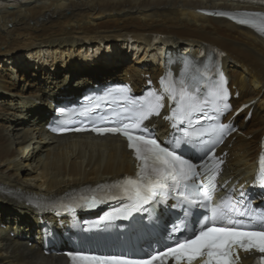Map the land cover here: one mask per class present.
I'll return each mask as SVG.
<instances>
[{"label": "bare ground", "instance_id": "bare-ground-1", "mask_svg": "<svg viewBox=\"0 0 264 264\" xmlns=\"http://www.w3.org/2000/svg\"><path fill=\"white\" fill-rule=\"evenodd\" d=\"M13 1L14 10L7 5L0 11V264H66L56 253L43 255V235L49 243L65 244L74 217L63 211L45 215L25 200L56 201L133 173L131 153L117 137H52L43 125L50 118L49 102L59 94L73 102L98 77L119 78V64L132 55V64L121 70L123 80L138 86L147 75L159 76L162 70L150 68L140 54L153 52L156 43L161 52L194 56L215 48L225 54L222 66L238 92L232 104L256 102L244 112L252 111L247 123L234 119L240 134L219 151H227L221 180L228 187L251 184L264 131V39L234 21L264 11V0ZM126 42L138 51L132 54ZM89 55L95 64L85 70L81 61ZM69 82L70 91L59 93ZM152 123L166 129L162 122ZM13 184L29 194L15 191Z\"/></svg>", "mask_w": 264, "mask_h": 264}, {"label": "snow or ice", "instance_id": "snow-or-ice-1", "mask_svg": "<svg viewBox=\"0 0 264 264\" xmlns=\"http://www.w3.org/2000/svg\"><path fill=\"white\" fill-rule=\"evenodd\" d=\"M216 14L227 15V13ZM240 23H247V21L241 20ZM121 91L126 92L127 89ZM165 92L173 101L172 112L166 115L165 119L178 121L180 124L187 121L188 126H192L193 120L200 118L195 114H204L205 109L201 106V101L207 104V100L192 95L187 88L181 87L177 94L173 84L170 89H165ZM211 95L214 98L216 111H223L229 107L226 103L222 105L218 103L225 101L228 95L222 74ZM130 99L134 107L125 110L131 111L134 119L119 126L93 129L99 134L119 133L126 136L128 146L134 149L136 158L143 161L137 178L126 180V185L130 187H125L124 191L133 203L122 210L125 217L132 211H139L144 204L161 202L173 191L185 200L198 198L202 193L207 201H211L215 189L212 183L214 175L209 177L208 186L196 187L193 178L198 176V173L193 165L188 160L182 159L174 148L161 146V143L154 138V134L148 132L147 126H142L143 121L149 116L160 114L163 97L155 94L154 100L145 99L139 102L134 98ZM172 126L175 127V123ZM227 127L229 126L220 125L219 129L223 132ZM193 131L201 130L193 129ZM186 135H188L187 132ZM179 143L180 141L177 140L176 144ZM262 163H264V158H262ZM204 206L207 207V205ZM233 210L230 198L222 201L219 208H212L211 216L204 215L195 221L194 226L189 230L190 235L177 236L173 244L142 259H127L116 255L80 256L79 259L84 264H167L168 260H172L173 264H193V261L197 259H200L202 264H237L239 259L237 250L245 252L255 250L264 254V226L257 228L249 222V227L238 228L237 225L242 222L232 219L229 213ZM240 214L243 215V213ZM223 221H227L232 227H226ZM174 231H180V228L174 225Z\"/></svg>", "mask_w": 264, "mask_h": 264}, {"label": "rangeland", "instance_id": "rangeland-1", "mask_svg": "<svg viewBox=\"0 0 264 264\" xmlns=\"http://www.w3.org/2000/svg\"><path fill=\"white\" fill-rule=\"evenodd\" d=\"M217 1H220V0H217ZM233 2H238L237 0H232ZM241 1V0H240ZM250 1V0H249ZM15 4H17V3H15L13 0H0V11H3V10H5V8H4V6H7V7H12L11 8V10H14L15 8ZM17 7V6H16ZM8 9V8H7ZM116 15H118V12H116ZM127 44V43H126ZM104 44H102V46H103ZM130 48V47H129ZM93 49H95V48H93ZM92 49V50H93ZM107 50H109V49H107ZM107 50L106 51H100L99 53H96V54H98L99 56H102L103 54H104V52H107ZM94 51V50H93ZM134 51V50H133ZM132 51V54H134L135 52H133ZM136 51V50H135ZM106 56H104V57H102V59L101 60H103L104 58H105ZM141 57H143V59L148 63V62H151L152 64H154V58H146V57H144V55H141ZM13 58H15V57H13ZM134 58V56L132 55L130 58H127V60H124L123 61V63L122 64H119V65H121L120 66V68L118 69V71H117V73L119 74V73H122L121 72V70H122V68H123V66H125L126 64H128V63H130V64H132V62H131V60L130 59H133ZM84 60V61H83ZM82 61H81V67L83 66L84 68H85V70H87L86 69V65H88L89 67L88 68H90L91 66H93L94 64H95V59H94V57H91V55H89V56H87V57H85V59H83ZM82 67V68H83ZM151 68H153V67H151ZM28 73H30V72H32V70H30V71H27ZM119 77H121L122 78V75L121 76H119ZM118 78V77H117ZM96 80H102L101 78H97ZM70 86H71V82H69V84H64V85H62V86H60L59 88H58V91H59V93H63V92H65V91H68L69 89H70ZM37 106H40V107H44V105H42L41 103L40 104H37ZM28 170V168L26 167L25 168V170ZM26 172L27 171H25V172H22L21 173V175H23V177H25V175H26ZM25 175H24V174ZM31 175H32V173H31ZM14 186V187H13ZM13 186H11V187H13L14 188V190L15 191H17V186L15 185V184H13ZM19 190V189H18ZM19 192L21 193V194H29V193H27V192H25V191H23V190H19ZM32 194H35V192L34 193H32ZM46 195L47 194H44V195H40V196H43V197H46ZM2 229V228H1Z\"/></svg>", "mask_w": 264, "mask_h": 264}]
</instances>
